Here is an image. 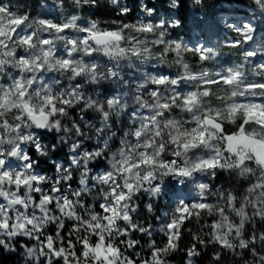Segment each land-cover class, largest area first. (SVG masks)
<instances>
[{
  "label": "clouds",
  "instance_id": "9594fccd",
  "mask_svg": "<svg viewBox=\"0 0 264 264\" xmlns=\"http://www.w3.org/2000/svg\"><path fill=\"white\" fill-rule=\"evenodd\" d=\"M0 264H264V0H0Z\"/></svg>",
  "mask_w": 264,
  "mask_h": 264
}]
</instances>
